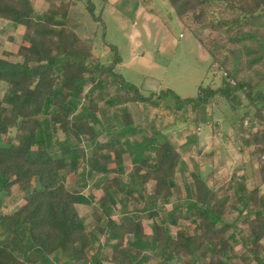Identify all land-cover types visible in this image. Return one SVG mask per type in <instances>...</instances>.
Segmentation results:
<instances>
[{"label": "trees", "instance_id": "16d2710c", "mask_svg": "<svg viewBox=\"0 0 264 264\" xmlns=\"http://www.w3.org/2000/svg\"><path fill=\"white\" fill-rule=\"evenodd\" d=\"M84 1L95 22L102 23L101 17L95 15L92 0H51L41 16H37L32 0H0V19L25 27L30 34V45L18 50L22 62L0 58V82L7 85V92L0 99V264H106V248L111 249L114 264H144L148 261L147 253L159 247L163 248L164 264H200L201 260L231 264L230 252L227 248L221 250L232 238L229 236L232 226L224 223L228 213L226 198L198 174L194 176L193 192L189 189L186 206L188 212L194 211L198 225L193 230L180 227V220L185 219L181 206L169 213L168 218H162L157 203L160 200L168 203L181 191L175 177L185 164L182 155L171 142H158L156 133L142 141H122L127 133L141 131L134 126L127 110L115 115L116 137L100 143L101 110L91 96L95 89L105 85L101 80L107 77L128 95L126 102L161 108L164 102L172 101L174 108L170 110L178 115L187 110L198 113L215 99L232 102L237 94L243 93L249 106L261 105L257 115L264 121V92L254 94L250 84L233 81L232 85L223 77L220 87H201L195 98H181L172 90L144 96L139 87L126 82L115 71L121 58L117 47L106 42L105 35L103 41L115 53L114 61L109 66L91 63L92 49L67 22L71 8ZM168 1L179 19L189 24L201 45L216 57L205 39L200 38L206 27L218 32L222 25L208 26L212 0ZM219 1H224V12H235L238 19H244L243 25L238 24V19L229 21L222 32L237 31L231 38L235 40L233 43L251 38L249 23L264 13V0ZM256 35L264 38V31L258 30ZM225 76L233 78L231 74ZM89 84L93 88L85 95ZM13 130L18 132V139L11 135ZM59 130L68 138L92 145L93 156L88 158L69 139L60 140ZM253 139L264 154V133H257ZM193 142L194 137L188 143ZM127 155L132 157L133 166L129 174L125 173ZM83 165V174L89 169L93 184L103 191L98 204L108 219L102 227V216L93 214L99 223L95 233L89 230L87 218L79 213V207L91 204L83 192L87 185L82 190L67 188V177L79 175ZM261 178L264 183V169ZM152 182L154 186L149 191L147 187ZM231 189L234 188L230 185L227 191ZM135 193L149 208L139 214L127 213L119 224L112 219L114 208L118 205L127 208V198L138 203ZM5 197L27 203L17 211L5 212ZM236 198L253 217L245 222L248 232L245 244L252 246L256 263L264 264V249L254 252L264 240V197L255 188L250 192L237 190ZM144 217L153 220L150 238L145 233ZM101 236H106L105 242ZM221 252L223 259H219Z\"/></svg>", "mask_w": 264, "mask_h": 264}, {"label": "rangeland", "instance_id": "374dc122", "mask_svg": "<svg viewBox=\"0 0 264 264\" xmlns=\"http://www.w3.org/2000/svg\"><path fill=\"white\" fill-rule=\"evenodd\" d=\"M32 1L37 16H41L48 10L51 0ZM92 1L95 4L96 17H101L103 22H95L87 10V2L84 1L71 8L67 20L69 27L92 49L93 65L109 66L114 61L115 53L103 41L105 35L106 42L117 47L121 58L115 71L126 82L139 87L144 96L172 90L181 98H195L201 87H220L223 77L232 85L237 81L250 84L254 87V94L257 91L264 92V38L256 35L258 30L264 31V13L258 14V17L249 23L253 34L251 38L233 43L235 40L233 38L232 41L231 38L238 32L226 34L222 31L225 24L238 19V16L235 12H224V1L212 0L211 4L214 5L209 10L208 26L218 23L222 25L218 32L206 27L200 37L201 40L205 39L214 51L216 57H212L191 33L189 24L179 19L168 0ZM238 20V24L243 25L244 19L240 17ZM102 26H105V30ZM29 45L30 34L25 27L0 19V58L22 62L18 50L21 46ZM226 73L231 74L233 78L226 77ZM101 81L105 85L95 89L91 96L101 110L98 113L103 123L102 134L98 138L100 143L116 137L115 115L127 110L134 126L139 127L141 131L139 134L127 133L122 137V141H142L143 138L153 137L156 133L158 142H171L183 157L185 164L175 177V182L181 189L180 194L176 192L175 197L168 203L162 200L157 203L156 209L160 216L168 218L169 213L181 206L185 219L180 220V227L193 230L198 225L194 211L188 212L186 206L190 199L189 189L191 192L194 189V176L199 174L211 189L221 193L227 200L228 213L224 216V223L232 226L229 229V236L232 238L221 246V250L227 248L230 252L233 257L231 264H257L252 246L245 244L248 235L245 222L253 217L237 200L236 192L242 189L250 192L258 188L260 196L264 197V183L261 178L264 154L253 139L257 133H264V121L257 115L261 105L249 106L250 102L246 96L239 93L232 102L215 99L211 106L203 107L198 113L187 110L173 115L170 109L174 106L170 100L164 102L161 108H147L141 103L126 102L128 95L121 92L113 80L104 77ZM91 88L92 84L87 85L84 94H88ZM6 92L7 85L0 82V99ZM85 105H88L87 101ZM107 107L109 109L103 112ZM262 114L264 116V110ZM11 135L15 139L19 137L16 130H13ZM193 137L195 142L189 144V139ZM58 138L62 141L69 139L71 144H78L88 158L93 156V147L88 142L68 138L60 130ZM132 167V157L125 156V173L129 174ZM84 168L83 165L79 175L67 177V188L71 191L82 190V186L87 185L83 192L89 197L91 204L79 207V213L87 218L89 230L95 233L94 229L99 223L93 214L97 212L102 216V227L108 219L98 204L103 191L93 184V178L87 173L89 169L83 174ZM153 184L149 183V191L152 190ZM230 185L234 189L227 191ZM134 196L138 203H133L127 198V208L122 205L114 208L113 220L121 224L127 213L139 214L142 209L149 208L138 193ZM26 203V200L17 203L13 198L5 197L3 206L5 212H14ZM144 214L146 216L147 213ZM152 221L147 217L143 218L148 238L152 236ZM186 231L190 232L188 229ZM101 239L105 242L106 236H101ZM263 249L264 240L254 252L260 253ZM162 251L163 248L159 247L155 252L147 253L148 261L144 264H164ZM104 255L106 264H114L110 248L105 249ZM223 258L224 254L219 253V259ZM200 264H209V261L201 260Z\"/></svg>", "mask_w": 264, "mask_h": 264}]
</instances>
